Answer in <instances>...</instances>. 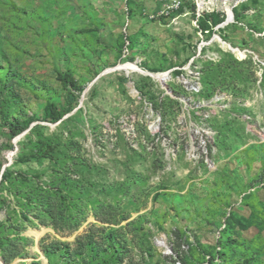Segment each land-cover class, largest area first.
I'll list each match as a JSON object with an SVG mask.
<instances>
[{"label": "rangeland", "instance_id": "obj_1", "mask_svg": "<svg viewBox=\"0 0 264 264\" xmlns=\"http://www.w3.org/2000/svg\"><path fill=\"white\" fill-rule=\"evenodd\" d=\"M0 242V264H264V0H0Z\"/></svg>", "mask_w": 264, "mask_h": 264}, {"label": "trees", "instance_id": "obj_2", "mask_svg": "<svg viewBox=\"0 0 264 264\" xmlns=\"http://www.w3.org/2000/svg\"><path fill=\"white\" fill-rule=\"evenodd\" d=\"M58 79L60 80V82L62 83V85L65 89L68 88V86L70 84H74L76 82L73 75L69 71L60 72L58 74ZM50 110L52 112L53 119L55 121L60 120L66 114V109H64V110L58 109V105L56 102L51 103ZM8 127H9V130L11 131V133L13 135H16L19 132L26 129V125L23 122H19V121H13V122L9 123ZM2 246H3V244H2V242H0V247H2ZM103 264H110V260L105 259Z\"/></svg>", "mask_w": 264, "mask_h": 264}, {"label": "bare ground", "instance_id": "obj_3", "mask_svg": "<svg viewBox=\"0 0 264 264\" xmlns=\"http://www.w3.org/2000/svg\"><path fill=\"white\" fill-rule=\"evenodd\" d=\"M227 11H229V9L227 8ZM231 18H228L227 20H228V22H229V20H230ZM234 49V48H233ZM234 50H236V49H234ZM238 51V50H237ZM241 54H244L243 52H241ZM134 67H135V69H140V68H138L137 66H135L134 65ZM154 76L156 77V78H158L159 80H168V78H169V74L168 73H163V72H157V73H154ZM161 245H163V242H161Z\"/></svg>", "mask_w": 264, "mask_h": 264}, {"label": "built area", "instance_id": "obj_4", "mask_svg": "<svg viewBox=\"0 0 264 264\" xmlns=\"http://www.w3.org/2000/svg\"><path fill=\"white\" fill-rule=\"evenodd\" d=\"M196 80L192 82V84L190 85L192 91L194 92H198L200 90L201 87V82L198 80V76L195 78ZM245 118L249 119L251 118L249 115H245Z\"/></svg>", "mask_w": 264, "mask_h": 264}, {"label": "water", "instance_id": "obj_5", "mask_svg": "<svg viewBox=\"0 0 264 264\" xmlns=\"http://www.w3.org/2000/svg\"><path fill=\"white\" fill-rule=\"evenodd\" d=\"M231 13H232V11H231ZM228 22V20H226L223 24H221V26H223V25H225V23H227ZM219 37V36H218ZM219 39L221 40V38L219 37Z\"/></svg>", "mask_w": 264, "mask_h": 264}]
</instances>
